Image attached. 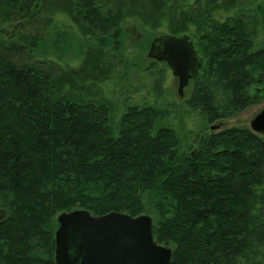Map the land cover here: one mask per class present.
<instances>
[{"label":"trees","instance_id":"16d2710c","mask_svg":"<svg viewBox=\"0 0 264 264\" xmlns=\"http://www.w3.org/2000/svg\"><path fill=\"white\" fill-rule=\"evenodd\" d=\"M6 23L20 28L0 39V264H57L58 216L75 209L150 213L170 264H264V133L185 145L164 122L168 65H139L153 38L188 34L204 62L181 101L219 125L264 80V0H0ZM131 25L145 45L127 44ZM133 71L119 116L99 92Z\"/></svg>","mask_w":264,"mask_h":264},{"label":"water","instance_id":"95a60500","mask_svg":"<svg viewBox=\"0 0 264 264\" xmlns=\"http://www.w3.org/2000/svg\"><path fill=\"white\" fill-rule=\"evenodd\" d=\"M148 57L166 62L179 79L184 95L190 79L204 59L188 34H162L150 42ZM220 125H213L212 129ZM251 128L264 133V109L251 121ZM57 264H170L173 250L159 243L153 233V218L123 212L94 215L85 209L58 216Z\"/></svg>","mask_w":264,"mask_h":264},{"label":"rangeland","instance_id":"374dc122","mask_svg":"<svg viewBox=\"0 0 264 264\" xmlns=\"http://www.w3.org/2000/svg\"><path fill=\"white\" fill-rule=\"evenodd\" d=\"M18 28H20V24L18 23L2 24L0 26V39H17L18 31L16 30ZM130 28H131L129 30L130 34L126 40L127 44L133 45L136 42L141 41V44L145 45L143 42L146 39L145 34L135 29L132 25L130 26ZM73 48H75V46H72L70 48V46L67 43L63 42L60 43V47L58 51L61 55H63V54H67V52ZM148 50H149L148 48H145L143 50L144 59L139 64L142 67L146 66L149 62L148 58H146V56L148 57ZM130 73L131 75L129 77L128 75H125L124 79L117 80L114 83H111L110 85L112 86H110V89H108L105 86L106 90H104L103 92H99L100 96L106 97L105 99L108 100L110 99L109 101L111 103H114L116 106L120 108V110H118L119 116L125 104L122 98L126 100L128 97V91H127L128 85L126 84H129V87H131L132 89H136L142 85V80H141L142 78L140 79L138 77L137 71H133ZM259 84L261 85H259L258 88L257 86L255 87L257 88V90L253 88L258 93H255L253 89L250 92L253 102L249 103L248 106L239 114L227 119H223L220 121V123L217 122L220 125L219 128L216 129L217 131L222 129H229L233 127H244V126H248L251 128L252 119H254L256 115L259 114L264 109V80ZM163 86L165 88L164 90L165 95L163 96V98L160 99V101L162 102V106L165 110V117H167V118L164 117V122L165 120H168L171 124L179 128L183 139V143H185V145L195 144L198 135L206 131L209 132L212 129L211 126L216 124V122L214 124L208 125V129H206L205 128L206 122L201 117V115L198 113H193L188 111V109L185 107V103L181 101L182 99H185L187 92L185 90L183 96L179 94L178 79L174 77L173 71H171L170 69H167L166 71ZM144 88L145 87H142V90L140 89L141 91H137L134 94H131L132 96L128 98L129 102L130 103L141 102L146 99L150 101L151 98L157 95L158 90L153 85H151L149 88H145V89ZM119 90H123V94L120 93ZM107 91L111 93L112 96L110 95L108 96ZM125 93H127V96ZM180 112H184V115H182ZM119 116L117 118H119ZM149 214L150 213H148V215Z\"/></svg>","mask_w":264,"mask_h":264},{"label":"flooded vegetation","instance_id":"af4514ba","mask_svg":"<svg viewBox=\"0 0 264 264\" xmlns=\"http://www.w3.org/2000/svg\"><path fill=\"white\" fill-rule=\"evenodd\" d=\"M160 62H162V61H160ZM178 79V78H177Z\"/></svg>","mask_w":264,"mask_h":264}]
</instances>
